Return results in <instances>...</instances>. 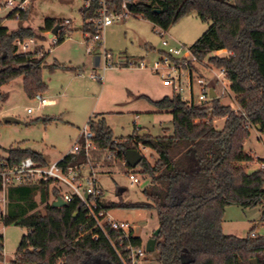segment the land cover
Returning a JSON list of instances; mask_svg holds the SVG:
<instances>
[{"label": "trees", "instance_id": "1", "mask_svg": "<svg viewBox=\"0 0 264 264\" xmlns=\"http://www.w3.org/2000/svg\"><path fill=\"white\" fill-rule=\"evenodd\" d=\"M96 9L94 0L90 8L81 10L86 35L95 34ZM131 10L133 17H141L165 32L191 15L210 24L189 49L199 61L208 58L214 67L225 70L240 108L223 104L217 95L208 102L210 106L196 99L189 102L174 91L157 100L143 95L159 111L171 113V133L153 136L135 132L118 139L105 117L95 113L88 122L93 141L101 150L111 151L120 162H126V150L141 151L140 143L156 153L154 162L143 155L137 165L142 176L150 180L143 190L145 201L133 202L122 196L111 200L102 192L96 198L99 209L154 210L160 227L154 250L158 264H253V259L264 264V235H252L253 228L246 236L223 230L227 206L264 208V168L249 174L244 165L253 159L244 151L251 127L259 125L257 129L264 133V0H141ZM26 18L27 13L20 20ZM56 26L61 27L59 46L71 33L62 21L46 19L40 30L19 27L10 31L0 19V102L8 98L2 86L18 77L23 78L24 90L33 98L47 89L44 68L74 69L58 61L48 64L46 57L35 53H17V41L44 40L43 34ZM223 51L226 54H218ZM190 67L193 72L194 64ZM215 116L225 118L222 128L212 123ZM6 152L0 162L6 160L10 166L28 158L48 163L32 148L10 147ZM86 161L84 150H80L65 155L60 164L67 168ZM125 165L134 170L127 162ZM51 194H59L51 181L6 188L7 202L4 210L0 207V221L27 228L9 264H125L116 248L126 263L132 264L128 245L142 247L141 236H126L106 223L109 239L87 221L79 198L53 206ZM96 233L98 239L93 237ZM3 259L4 239L0 235Z\"/></svg>", "mask_w": 264, "mask_h": 264}, {"label": "rangeland", "instance_id": "2", "mask_svg": "<svg viewBox=\"0 0 264 264\" xmlns=\"http://www.w3.org/2000/svg\"><path fill=\"white\" fill-rule=\"evenodd\" d=\"M83 7L84 0H34L26 12L25 20L5 19L3 22L5 27L14 31L25 26L40 30L44 27L46 19L70 20L71 25L67 26V30H72L71 35L59 46L51 42L52 52L47 59L50 62L57 59L63 64L74 66L84 62L89 63L94 59L93 54L87 53V44L81 32ZM4 17L5 13H0V19ZM209 26L210 24L191 15L181 19L162 36L159 28L141 17L130 16L117 22L106 30L104 35L106 49L132 60L143 59L147 67L109 69L106 71L103 83L90 78L91 68H86L84 77L79 78H75L71 72L58 71L53 74L43 69V79L47 89L40 94L50 100V103L44 106L39 104L36 96L30 98L26 94L22 77L3 85L2 90L8 93V98L0 102V156L7 155L6 149L18 146L43 152L51 161H55L67 154L78 141L83 127L88 124L93 112H101L106 116L107 124L112 128L115 138L127 137L135 132L159 136L167 130L172 131L171 113L159 111L142 96L158 98V95H164L161 94L162 92L172 94V87L163 86V78L169 74L180 76L177 81L184 88V96H190V71L187 68L176 69L173 72L161 64L160 69L156 71L153 68L154 63L160 61L163 52H166V48L162 45L164 40L172 47L180 45L174 42L178 40L189 49ZM39 48L40 46L36 47L34 53L38 57H44L46 49ZM218 54L222 55L226 52ZM45 62L47 63V60ZM176 62L179 63V60ZM219 72L209 63L208 58L194 64L193 94L197 98L202 92L198 79L203 78L209 81L210 87L215 88L216 95L223 104L238 110L240 107L235 94L230 89V82L226 79L225 82L217 79ZM30 107L33 111L29 113L27 109ZM12 114L22 123L3 122V117ZM136 115L140 116L139 119H136ZM46 117L53 119L45 122L43 119ZM35 119L38 120L28 123ZM224 122L223 117L212 118V123L217 128H222ZM139 148L144 156L151 159L149 148H143L141 143ZM244 151L253 158L252 161L244 164L247 168H264V133L255 126L251 127V134L245 142ZM151 160L154 162L153 158ZM92 165L101 176L103 175V188L107 199L118 200L119 196H122L124 200L133 202L146 200L143 190L150 180L142 176L140 166L135 167L134 172L141 182L131 185L127 174L130 169L124 162L114 158L111 151L97 152ZM90 168L84 166L83 170L88 172ZM62 189L71 190L68 186H63ZM53 196L51 194V199ZM263 212L262 206L243 208L237 204L229 205L224 215L223 230L228 234L246 236L253 228L258 234L264 235ZM112 213L117 219L135 225L133 233L142 237V247L146 249L147 241L154 236V232L159 227L156 212L139 208H121L112 210ZM26 233L27 228L21 225H5L0 221V235L4 239V259L0 260V264H9L15 259L18 246ZM136 264H158L157 253L146 251Z\"/></svg>", "mask_w": 264, "mask_h": 264}, {"label": "built area", "instance_id": "3", "mask_svg": "<svg viewBox=\"0 0 264 264\" xmlns=\"http://www.w3.org/2000/svg\"><path fill=\"white\" fill-rule=\"evenodd\" d=\"M34 0H2L0 1V13H5V17L9 16L13 19H20L23 14L29 10ZM141 0H95L97 9L93 19L95 34H87V53L93 54L98 57L96 66L91 70L90 77L94 80L103 82L105 80L106 71L113 68L121 67H136L146 68L147 65L142 59L140 61L132 60L127 56L121 54H114L108 51L105 46V33L106 30L117 22L132 16V5ZM94 0L84 1V7L90 8ZM65 25L71 23L70 20L64 21ZM163 36L165 31L161 30ZM58 34L51 38L54 45L58 43ZM38 41L35 38H30L24 41H17V53L27 54L34 53L37 47ZM163 47L166 48V52H163L160 61L154 63V69L158 71L161 64L165 65L171 71L176 69L187 68L190 73L189 90L190 96H184V88L178 83L179 75L171 76L166 75L163 78V84L172 87L173 91L180 93L183 98L189 102L196 99L198 102H203L210 106L208 103L211 99L210 90L213 87L208 85L209 81H205L203 78L198 79L201 84L202 92L195 97L193 94V72L190 64H196L199 62L197 57L191 53L190 49H187L184 45H178L177 47L170 46V43L166 40L163 41ZM179 60V63L176 62ZM220 72L216 77L219 80L225 82L226 74L224 69L217 68ZM174 74V73H173ZM220 76V77H219ZM215 90V88H214ZM216 93V92H215ZM41 106L50 103V100L43 97L40 93L35 95ZM30 113L33 108L27 109ZM82 141H77L72 146L69 153H78L80 150H84L87 161L81 165L64 167L60 164L63 157L52 163L43 164L30 158L22 160L19 164L10 166L6 160L0 162V177L2 178V190L0 191V207L4 210L6 206V188L11 185L17 184H30L40 181H51V187H57L59 189V195H61L67 202L73 201L75 197L79 198L84 204L86 210V218L88 222L93 223L94 229H99L102 233L110 239L109 233L106 229V223L115 230L123 232L126 236L134 235V224H130L127 221L117 219L110 209H99V205L96 198L103 192V175L101 176L97 172L92 163L97 152H101V149L94 143V134L90 129L89 122L82 129ZM126 164V162H124ZM90 166L88 172H84L83 167ZM131 180V185L140 184V178L134 170L127 171ZM68 186L71 190L63 191L62 187ZM58 195V194H57ZM57 195H54L51 201L56 200ZM257 232L254 230L252 235ZM95 239L99 238V233L93 234ZM131 250L130 258L132 264H136L139 258L143 257L146 253V249L143 247L135 248L132 244L128 245ZM119 253L122 261L126 263L124 257Z\"/></svg>", "mask_w": 264, "mask_h": 264}, {"label": "crops", "instance_id": "4", "mask_svg": "<svg viewBox=\"0 0 264 264\" xmlns=\"http://www.w3.org/2000/svg\"><path fill=\"white\" fill-rule=\"evenodd\" d=\"M5 19H8V20H17V19H13V18H10L9 16L7 17H4V19H3V21L5 20ZM18 20H20V19H18ZM65 21V20H64ZM64 21H62V22H64ZM71 25V23L69 24V25H67V26H70ZM3 26H4V22H3ZM113 26V25H112ZM111 26V27H112ZM25 27H27V26H25ZM110 28V27H109ZM9 29V28H8ZM159 30H161V29H159ZM60 31V30H59ZM70 31L72 32V30L70 29ZM81 32H82V35H83V38L85 39V42H87V35L84 33V31H83V26H82V28H81ZM167 32V31H166ZM59 33V32H58ZM71 34H69L68 36H67V38H69V36H70ZM43 37H45V39L44 40H37L38 41V46L37 47H39L40 46V50H42V47H44L46 50V53H45V55H44V57H46L45 58V60H47V63L48 64H50V63H52V62H54V61H58L57 59H55L54 61H52V62H50V61H48V59H47V57H48V55L52 52V49H50L51 47H52V45H51V42H52V40H51V38L49 37V32H46V33H44L43 34ZM172 39V38H171ZM66 40V39H65ZM65 42V41H64ZM63 42V43H64ZM175 43H178V44H180V45H183V44H181V42L180 41H178V40H175L174 41ZM53 43V42H52ZM62 43V44H63ZM39 53V52H38ZM41 53V52H40ZM36 54V53H35ZM98 57L96 56V55H94V59L93 60H90V62L89 63H86V62H84V63H80V64H77V65H74V66H72V65H70L72 68H74V69H56V70H53V71H51V70H49V69H47V68H44V69H47L48 71H50L51 73H53V74H55L56 72H58V71H65V72H71V74L72 75H74V77L75 78H79V77H84V72H85V69L86 68H91V70L96 66V64H97V62H98ZM59 62V61H58ZM60 63H62V62H60ZM69 66V65H68ZM91 72V71H90ZM90 76V75H89ZM91 78V77H90ZM15 80V79H14ZM14 80H12V81H14ZM105 81V80H104ZM103 81V82H104ZM102 82V83H103ZM163 86L164 87H168V86H166V85H164L163 84ZM161 94H164V95H158V98H152L151 96H149L150 98H152V99H154V100H157V99H160V98H162L163 96H165V95H170L171 93H161ZM159 96H161V97H159ZM94 114L95 113H97V112H93ZM93 114V115H94ZM99 114H101V112H99ZM93 115H91L90 116V118L93 116ZM104 115V114H103ZM8 116V115H7ZM11 116H15L14 114H12ZM105 118H106V116H104ZM139 117L140 116H138V115H136V119H139ZM89 118V119H90ZM138 130H140V128L138 129ZM165 133H171V131L170 130H167V132H165ZM129 136V135H128ZM82 135L80 136V138L78 139V141H82ZM117 138H119V137H117ZM143 148H147V147H143ZM150 149V152H149V154H150V157H151V159L156 155V153H155V151L154 150H152L151 148H149ZM43 155H44V157H45V159L47 160V162L48 163H52V162H54V161H51L49 158H48V156L45 154V153H43V152H41ZM69 153V152H68ZM67 153V154H68ZM67 154H65V155H67ZM143 154V153H142ZM65 155H63L62 157H64ZM144 155V154H143ZM1 157V156H0ZM62 157H60L59 159H61ZM59 159H57V160H59ZM150 158H149V160H151ZM57 160H55V161H57ZM152 161V160H151ZM103 192H104V196H105V198H107L106 197V193H105V188H103ZM135 236H139V235H137V234H135Z\"/></svg>", "mask_w": 264, "mask_h": 264}, {"label": "water", "instance_id": "5", "mask_svg": "<svg viewBox=\"0 0 264 264\" xmlns=\"http://www.w3.org/2000/svg\"><path fill=\"white\" fill-rule=\"evenodd\" d=\"M60 28H61L60 26H56L53 29V31H51L49 33V37L52 38L53 36L57 35L59 30H60ZM210 96H211V98L216 97V93H215L214 88H211ZM3 122H5V123H22V121L19 118L15 117V116H11V115L3 117ZM257 128L259 129L260 126L258 125ZM125 156H126L127 164L130 167H132V168H135L141 162V160L143 159V154L138 149H128V150H126ZM257 170H258V168H254V169L251 168V169L248 170V173L251 174L253 172H256ZM67 203L68 202L61 195L58 194L56 200H54L52 202V205L53 206H64V205H67ZM159 232H160V227H158L156 229V231L154 232V236L147 241V243H146V251L152 252V251L155 250L156 241H157L156 236L159 234ZM252 263L253 264H257L256 259H253Z\"/></svg>", "mask_w": 264, "mask_h": 264}]
</instances>
